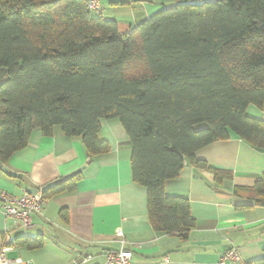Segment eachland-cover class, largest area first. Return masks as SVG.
I'll list each match as a JSON object with an SVG mask.
<instances>
[{"label": "trees", "instance_id": "obj_1", "mask_svg": "<svg viewBox=\"0 0 264 264\" xmlns=\"http://www.w3.org/2000/svg\"><path fill=\"white\" fill-rule=\"evenodd\" d=\"M87 5L0 0V164L32 131L50 137L54 127L80 137L89 159L107 156L100 122L116 120L131 143L132 182L147 192L149 224L186 240L195 226L188 200L166 196L164 183L184 161L217 183L231 180L195 158L228 132L264 151V121L246 116L248 106L264 111V0H178L124 34ZM80 177L41 190L42 198L73 192ZM233 193L264 206V174ZM247 264H264V252Z\"/></svg>", "mask_w": 264, "mask_h": 264}, {"label": "crops", "instance_id": "obj_2", "mask_svg": "<svg viewBox=\"0 0 264 264\" xmlns=\"http://www.w3.org/2000/svg\"><path fill=\"white\" fill-rule=\"evenodd\" d=\"M164 1H172L166 3ZM178 0H102L96 17L116 22L120 34ZM7 78L0 69V84ZM246 116L264 121V111L248 106ZM100 137L110 153L88 158L80 137H66L59 127L52 136L32 131L25 148L0 166V193L19 195L50 187L82 168L73 192L44 200L42 212L33 216V226L23 229L5 219L0 211V246L4 230L15 244L9 260L25 264H106L108 253L127 250L131 264H218L230 249L235 260L247 264L263 257L264 206L237 197L236 187L251 188L264 174V151L228 132L195 153L211 170L227 171L231 180L217 183L210 171L187 164L178 177L164 183L169 197L188 200L195 226L186 240L156 232L147 217V192L131 176V143L121 124L100 122ZM10 173L15 174L11 176ZM65 211L67 220L62 219ZM41 240V247L26 241ZM91 256L89 260H85Z\"/></svg>", "mask_w": 264, "mask_h": 264}, {"label": "built area", "instance_id": "obj_3", "mask_svg": "<svg viewBox=\"0 0 264 264\" xmlns=\"http://www.w3.org/2000/svg\"><path fill=\"white\" fill-rule=\"evenodd\" d=\"M102 0H88L87 8L90 12L99 13ZM44 199L42 198L41 190L30 193L27 190H22L17 195H8L0 193V211L7 220L17 223L23 229H28L33 226V216L42 212ZM0 246V264H25L21 259L9 260L7 253L12 249L14 238L11 237L7 229L4 230V236ZM91 256H87L85 260H89ZM132 253L127 250H120L118 253H108L106 255V264H131ZM237 251L230 249L226 252L218 264H226L228 260H235ZM76 264V263H74Z\"/></svg>", "mask_w": 264, "mask_h": 264}, {"label": "water", "instance_id": "obj_4", "mask_svg": "<svg viewBox=\"0 0 264 264\" xmlns=\"http://www.w3.org/2000/svg\"><path fill=\"white\" fill-rule=\"evenodd\" d=\"M167 8L170 9V8H173V6H169V7H167ZM161 10H162V9H161ZM161 10H159V11H161ZM159 11H158V12H159ZM145 20H146V19H144V20H142V21H140V22H137L136 24H132L131 27H130V29H131L130 32L133 31L137 26L141 25ZM83 149H84V148H83ZM182 158H183V157H182ZM183 159H184V158H183ZM183 165H184V166L187 165L186 161H184ZM0 168L3 170V172H6V173H7V169H6V168H2L1 166H0ZM83 169H84V168H82V169H80V170H77L76 172H73V173L70 174V175L64 176L62 179H60V180L58 181L57 184H60V183H63V182H66V181L72 179L73 177H75V176H77L78 174L82 173ZM10 175L13 176V177L15 176V174H13V173H10ZM29 192H30V191H29ZM34 192H35V191L33 190L32 193H34Z\"/></svg>", "mask_w": 264, "mask_h": 264}, {"label": "rangeland", "instance_id": "obj_5", "mask_svg": "<svg viewBox=\"0 0 264 264\" xmlns=\"http://www.w3.org/2000/svg\"><path fill=\"white\" fill-rule=\"evenodd\" d=\"M196 2H198V3H203V2H206V1H211V0H195ZM165 2V4L166 3H170V2H172V1H164ZM168 6H171V5H167V7ZM154 14V13H153ZM94 15V14H93Z\"/></svg>", "mask_w": 264, "mask_h": 264}]
</instances>
